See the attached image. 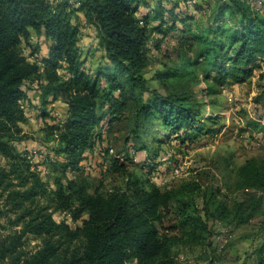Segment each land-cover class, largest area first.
<instances>
[{"label":"rangeland","instance_id":"obj_1","mask_svg":"<svg viewBox=\"0 0 264 264\" xmlns=\"http://www.w3.org/2000/svg\"><path fill=\"white\" fill-rule=\"evenodd\" d=\"M68 1L76 4V0ZM158 1L143 3L139 17L149 6L158 8ZM189 1L162 0L167 8L173 6L177 19L184 18L186 24L177 29L165 25L159 30V21L141 19L149 33L144 47L148 60L142 71L144 91L132 87L126 74L112 69L98 29L78 13L75 22L81 32L83 67L93 76L100 70L113 73L115 81L99 77L107 93L98 103L99 122L78 167L66 169V179L80 182L90 194L106 195L129 184L177 192L178 201L162 210V226L176 238L172 254L177 264H264V187L254 186L240 171L251 161L264 163V59L244 82H216L198 57L200 47L183 43L181 32L186 27L205 31L215 26V0ZM244 2L255 12L264 10L262 0ZM229 24L223 28L233 30ZM219 38L225 44L229 41L227 34ZM48 44L43 34L30 33L22 37L20 49L29 61L40 63L48 55ZM58 73L68 76L62 68ZM41 83L44 80H32L24 86L27 99L21 105L26 121L19 123L23 139L14 146L27 156L31 170L55 188L62 173L56 162L65 160L56 134L68 116V105L60 97L44 98ZM153 91L163 96L188 91L191 127L176 132L165 128L156 116L145 120L139 113L140 102L149 104ZM38 203L46 204L48 199ZM22 212H6L0 221V241L20 230L17 216ZM184 214H193L198 221H185ZM53 217L75 229L82 227L88 214L71 220L69 213L58 211ZM38 244L31 237L24 250L34 251ZM125 264H137V260L130 257Z\"/></svg>","mask_w":264,"mask_h":264},{"label":"trees","instance_id":"obj_2","mask_svg":"<svg viewBox=\"0 0 264 264\" xmlns=\"http://www.w3.org/2000/svg\"><path fill=\"white\" fill-rule=\"evenodd\" d=\"M147 1L76 0L72 5L68 0H0V221L9 209L23 211L17 216L20 230L0 241V264H125L130 257L136 258L137 264H177L172 254L176 238L162 226V210L171 201H178L177 192L129 184L106 195L90 194L80 182L66 179V169L78 167L99 122L98 103L107 95L99 77L115 81L113 73L100 70L93 76L83 67L81 32L75 22L78 13L98 29L100 46L112 69L126 74L132 87L144 91L142 71L148 61L144 47L149 33L141 19L159 21V30L165 25L170 30L186 24L181 16L176 18L173 6L167 8L162 0L158 8L149 6L140 18L139 8ZM215 11V26L205 31L183 28L182 42L200 47L198 57L216 82H244L256 63L264 59V10L255 12L258 10L244 0H215ZM228 24H233V30L223 28ZM30 33L43 34L49 42L42 65L29 61L20 49L22 37ZM218 34H227L228 43ZM60 68L67 77H61ZM41 79L44 98L60 97L68 105V116L56 134L65 160L56 162L62 173L55 188L31 170L27 156L14 146L23 139L19 123L26 121L21 105L27 99L24 86ZM152 94L149 104L140 102L139 113L145 120L156 116L165 128L176 132L191 127L192 98L188 91ZM240 171L254 186L264 187V163L251 161ZM41 198L48 203H38ZM58 211L69 213L71 220L84 213L88 218L82 227L72 229L54 220ZM182 219L198 221L193 214H184ZM31 237L39 244L27 252L24 247Z\"/></svg>","mask_w":264,"mask_h":264},{"label":"built area","instance_id":"obj_3","mask_svg":"<svg viewBox=\"0 0 264 264\" xmlns=\"http://www.w3.org/2000/svg\"><path fill=\"white\" fill-rule=\"evenodd\" d=\"M187 3H191L190 1H187Z\"/></svg>","mask_w":264,"mask_h":264}]
</instances>
